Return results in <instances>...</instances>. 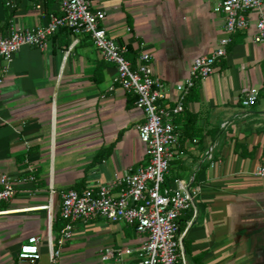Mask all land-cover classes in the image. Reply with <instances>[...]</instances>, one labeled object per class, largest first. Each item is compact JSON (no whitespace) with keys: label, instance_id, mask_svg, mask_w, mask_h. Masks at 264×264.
Masks as SVG:
<instances>
[{"label":"crops","instance_id":"crops-1","mask_svg":"<svg viewBox=\"0 0 264 264\" xmlns=\"http://www.w3.org/2000/svg\"><path fill=\"white\" fill-rule=\"evenodd\" d=\"M220 1L93 0V6L105 11L103 25L126 45L133 67L140 54L152 56L174 105L175 85L190 75L194 58L226 36L223 14L214 10ZM57 10V0H0V35L43 25ZM258 13H248V28L231 36L226 56L173 118L178 140L164 186L181 179L194 196L195 211L179 216L186 264H264V178L253 172L264 161V42L253 41ZM4 65L0 57V174L14 179L16 191L0 204V264H27L17 254L28 236L48 229V187L82 191L142 163L137 127L144 115L86 35L57 32L44 48L21 47L3 74ZM251 87L259 90L257 100L244 106ZM32 174L34 180H22ZM101 220L77 223L57 264H88L103 245L138 240L128 225ZM95 222L99 246L84 254V244L91 245L82 234Z\"/></svg>","mask_w":264,"mask_h":264},{"label":"built area","instance_id":"built-area-1","mask_svg":"<svg viewBox=\"0 0 264 264\" xmlns=\"http://www.w3.org/2000/svg\"><path fill=\"white\" fill-rule=\"evenodd\" d=\"M58 10L49 20L32 28L11 27L0 35V57L6 73L15 54L23 46L44 48L50 36L66 27L71 34L86 35L99 56L115 67L113 81L135 96V107L144 115L137 127L138 136L146 149V159L128 170L117 173L105 183L82 191L73 188L57 191L48 187V229L45 234L30 235L21 243L17 258L27 264H42L41 247L47 251L48 263L57 264L63 248L74 236L77 223L88 224L97 218L110 223L122 222L131 226L138 237L135 243L107 244L98 250L96 264H186L183 252L179 216L185 210L195 211L190 183L175 179L164 186L174 156L178 133L173 118L184 109L190 90L197 82L214 72L215 63L226 56L231 36L249 26L248 13L258 10L253 41L264 42V12L262 0H221L214 10L224 17L226 36L219 39L208 55L194 58L188 77L176 83L174 105H170L165 82L155 74L152 56L142 53L133 67L127 59L125 44L110 36L103 25L106 13L93 6V0H57ZM78 39L73 40V44ZM3 78L0 77V86ZM259 90L248 89L242 101L244 106L255 104ZM210 157V149L207 152ZM254 174L264 178V161L254 168ZM23 181L34 180L27 175ZM15 181L6 173L0 174V204L15 195ZM56 200L58 202L56 203ZM58 209L63 220L61 228H51L53 214Z\"/></svg>","mask_w":264,"mask_h":264},{"label":"rangeland","instance_id":"rangeland-1","mask_svg":"<svg viewBox=\"0 0 264 264\" xmlns=\"http://www.w3.org/2000/svg\"><path fill=\"white\" fill-rule=\"evenodd\" d=\"M102 221V223L101 224H105L106 223V221L105 220H101ZM122 222H117V223H114V224H116V225H120ZM94 224V228L93 229H86V230H84V233L82 234V235H84V237H86V238H84V239H82L81 241H83V242H87V241H90V245L91 246H86V243L84 244V246H83V248H82V251H83V253L85 254H87V250H89V251H93V249H95V248H98V243H96V240L98 239V236H96L95 235V233H96V229L98 228V226L100 225V223L99 222H95V223H93ZM107 224V223H106ZM86 225H88V224H82V226L81 227H86ZM107 227V225L106 226H103V227H101V228H106ZM56 231H58V229L56 230V229H54V232H56ZM102 237H104V236H102ZM117 243H119V244H123L124 243V241H122V240H117ZM130 244V243H129ZM95 252V251H94ZM89 259H90V257L89 258H87L86 260H88V262H89ZM93 259V261L92 262H90V263H88V264H92L93 262H94V264H96V262H97V260H98V257H97V259L94 257V258H92ZM91 260V259H90Z\"/></svg>","mask_w":264,"mask_h":264},{"label":"trees","instance_id":"trees-1","mask_svg":"<svg viewBox=\"0 0 264 264\" xmlns=\"http://www.w3.org/2000/svg\"><path fill=\"white\" fill-rule=\"evenodd\" d=\"M53 1L54 0H48V3L51 5L52 3H53ZM60 32H63L65 35L66 34H68V33H70V31L66 28V27H63V28H61L60 29V31L58 32V33H60ZM57 34V33H56ZM98 70L102 67V64H98ZM195 86H197V85H195ZM194 86V87H195ZM193 87V88H194ZM192 88V89H193ZM191 89V90H192ZM262 89H263V91H262V94H264V84H263V87H262ZM190 90V91H191ZM78 190H81V189H78ZM63 225V220H62V218H61V216L59 215V211H55L54 212V214H53V220H52V229L54 230V229H60L61 228V226ZM127 228H128V231L130 232V233H132L134 230H133V228L132 227H130V226H127ZM129 232L127 233L128 235H129Z\"/></svg>","mask_w":264,"mask_h":264}]
</instances>
